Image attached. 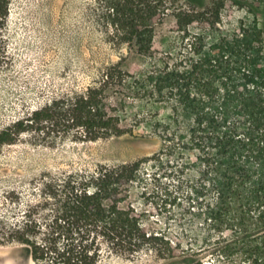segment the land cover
<instances>
[{
    "label": "trees",
    "instance_id": "16d2710c",
    "mask_svg": "<svg viewBox=\"0 0 264 264\" xmlns=\"http://www.w3.org/2000/svg\"><path fill=\"white\" fill-rule=\"evenodd\" d=\"M231 1L242 5L241 0ZM11 5V0H0V71L8 65ZM169 6L167 0L114 2L115 32L107 41L116 49L125 47L126 55L104 67L83 93L54 99L0 134L6 144L21 134L38 141L70 136L95 142L133 135L121 119L127 100L169 106L167 118L152 121L153 134L160 139L158 152L126 166L68 177L62 193L55 195L50 231L39 240L40 227L25 226L19 239L30 245L40 264H100L104 249L126 258L153 254L181 264H264L262 32L240 24L233 35L211 45L194 38L189 49L195 60L164 61L157 59L154 39ZM173 16L183 41L193 14ZM128 57L153 64L134 76L123 68ZM149 163L158 168L176 165L175 173L188 175L191 182L184 197L191 224L173 237L149 230L134 209L121 206L119 186Z\"/></svg>",
    "mask_w": 264,
    "mask_h": 264
},
{
    "label": "rangeland",
    "instance_id": "374dc122",
    "mask_svg": "<svg viewBox=\"0 0 264 264\" xmlns=\"http://www.w3.org/2000/svg\"><path fill=\"white\" fill-rule=\"evenodd\" d=\"M116 1L11 0L8 65L0 71V134L54 99L83 93L98 81L104 67L126 55L125 47L119 50L107 41L115 32L111 19ZM241 1L242 5L231 0H167L171 12L155 29L157 59L195 60L189 49L194 38L211 45L233 35L240 24L250 30L255 25L262 32L264 46V0ZM178 12L194 17L183 41L173 16ZM152 64L148 59L128 57L123 68L136 76L145 74ZM123 111V125L133 135L81 142L70 136L38 141L31 134H21L13 143L0 142V264H40L30 245L19 238L26 225L40 227L42 232L35 236L39 240L50 231L55 195L62 193L61 185L68 177L126 166L159 151L160 139L153 134L152 121L167 118L169 106L147 99L127 100ZM176 168L144 164L136 178L123 181L117 190L122 207L134 209L149 230L170 237L191 224L184 200L191 182L188 175L178 176ZM100 264L181 263L153 254L126 258L104 249Z\"/></svg>",
    "mask_w": 264,
    "mask_h": 264
}]
</instances>
